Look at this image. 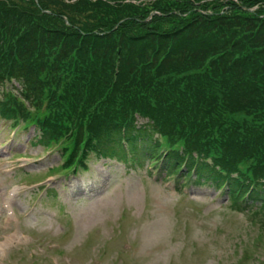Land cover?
<instances>
[{"label":"trees","instance_id":"obj_1","mask_svg":"<svg viewBox=\"0 0 264 264\" xmlns=\"http://www.w3.org/2000/svg\"><path fill=\"white\" fill-rule=\"evenodd\" d=\"M13 82L0 114L65 169L127 161V142L176 186H226L264 216V0H0Z\"/></svg>","mask_w":264,"mask_h":264},{"label":"rangeland","instance_id":"obj_2","mask_svg":"<svg viewBox=\"0 0 264 264\" xmlns=\"http://www.w3.org/2000/svg\"><path fill=\"white\" fill-rule=\"evenodd\" d=\"M34 135L0 114V264H264L263 213L232 206L225 187L177 188L144 155H92L72 174Z\"/></svg>","mask_w":264,"mask_h":264}]
</instances>
